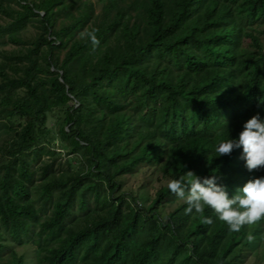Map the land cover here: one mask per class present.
Here are the masks:
<instances>
[{"label": "trees", "instance_id": "16d2710c", "mask_svg": "<svg viewBox=\"0 0 264 264\" xmlns=\"http://www.w3.org/2000/svg\"><path fill=\"white\" fill-rule=\"evenodd\" d=\"M263 82L264 0H0V264H24L9 239L36 264H229L258 247L264 218L234 232L207 206H159L187 172L229 197L264 177L242 149L215 152L264 118ZM142 164L165 183L139 202L118 178Z\"/></svg>", "mask_w": 264, "mask_h": 264}, {"label": "clouds", "instance_id": "9594fccd", "mask_svg": "<svg viewBox=\"0 0 264 264\" xmlns=\"http://www.w3.org/2000/svg\"><path fill=\"white\" fill-rule=\"evenodd\" d=\"M97 31L92 29L83 34L91 41L93 49L100 44ZM238 148L242 149V159L248 171L264 169V118L259 113L243 124L238 138L230 139L227 135L226 139L216 145L215 152L217 157L231 155ZM187 175L192 178L190 183L181 177L167 184L168 190L187 204L185 214L193 210L203 213L207 206L234 232L264 218V177L249 179L229 197L226 186L217 183L216 174L200 177L187 172ZM204 223L210 224L212 221L205 218Z\"/></svg>", "mask_w": 264, "mask_h": 264}, {"label": "rangeland", "instance_id": "374dc122", "mask_svg": "<svg viewBox=\"0 0 264 264\" xmlns=\"http://www.w3.org/2000/svg\"><path fill=\"white\" fill-rule=\"evenodd\" d=\"M35 32L33 26H29V30L27 32L28 35H32ZM9 46H7L8 48ZM264 84V82H263ZM49 125L53 124V118H49ZM55 150L59 153L56 162L62 168H65L68 164L66 162L67 158H71L72 155H66L65 149H62L61 143L58 138H55L54 141ZM80 158V155H76ZM43 158H47L46 155ZM78 158H73L72 163L75 166H79L80 162ZM76 168V167H75ZM161 172L156 170L153 164L150 165H141L139 169L135 170L133 173H126L119 176L118 180L120 184V190L126 193L132 192L135 194L136 192H140L142 194V198H139L138 201H149L154 191L157 187H159L162 183H165L164 179H161ZM35 196V195H34ZM183 200L179 199L174 194L167 196L162 204L159 206L160 216L166 217V213L176 208L178 205L182 204ZM44 215V212H41ZM264 231V230H263ZM264 233V232H263ZM10 247H13L18 254H22L24 258V264H36L35 262V246L33 244H21L16 245L10 239L6 241ZM240 250L238 251V256L236 259L232 260L229 264H264V235L263 239L260 241V244L255 249H250L247 246L239 245ZM238 248L235 249L234 253L237 252ZM9 249V248H8ZM4 250L2 253L4 256H9L10 250Z\"/></svg>", "mask_w": 264, "mask_h": 264}]
</instances>
